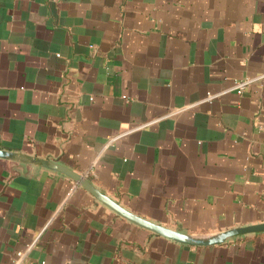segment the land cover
Returning a JSON list of instances; mask_svg holds the SVG:
<instances>
[{
  "label": "crops",
  "instance_id": "1",
  "mask_svg": "<svg viewBox=\"0 0 264 264\" xmlns=\"http://www.w3.org/2000/svg\"><path fill=\"white\" fill-rule=\"evenodd\" d=\"M248 82L242 94L237 84ZM0 264H264V0H0Z\"/></svg>",
  "mask_w": 264,
  "mask_h": 264
},
{
  "label": "water",
  "instance_id": "2",
  "mask_svg": "<svg viewBox=\"0 0 264 264\" xmlns=\"http://www.w3.org/2000/svg\"><path fill=\"white\" fill-rule=\"evenodd\" d=\"M14 157H16V154L4 150H0V158L12 159ZM34 162L40 163L42 164V166L48 169L55 170L72 178L74 181L78 182L83 188H85L88 192H90L97 200H99L101 203H103L105 206L113 210L121 217L129 220L130 222L140 227L148 229L156 234L167 237L179 243H183L191 246L210 247V246H217L224 244L229 239L236 236L264 232V223H263L253 226L235 228L210 238H197L186 234H182L180 232L162 227L160 225L153 224L125 210L124 208L119 206L116 202H114L112 199H110L109 197L98 191L87 179H85L84 177L75 173L74 171L70 170L67 167L42 159H35Z\"/></svg>",
  "mask_w": 264,
  "mask_h": 264
},
{
  "label": "built area",
  "instance_id": "3",
  "mask_svg": "<svg viewBox=\"0 0 264 264\" xmlns=\"http://www.w3.org/2000/svg\"><path fill=\"white\" fill-rule=\"evenodd\" d=\"M248 85V82L237 84V89L240 94H242L245 87Z\"/></svg>",
  "mask_w": 264,
  "mask_h": 264
}]
</instances>
